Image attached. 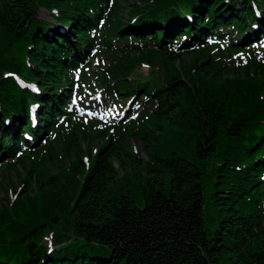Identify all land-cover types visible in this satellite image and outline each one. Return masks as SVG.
Wrapping results in <instances>:
<instances>
[{"label":"trees","instance_id":"obj_1","mask_svg":"<svg viewBox=\"0 0 264 264\" xmlns=\"http://www.w3.org/2000/svg\"><path fill=\"white\" fill-rule=\"evenodd\" d=\"M263 36L264 0H0V264H264Z\"/></svg>","mask_w":264,"mask_h":264},{"label":"rangeland","instance_id":"obj_2","mask_svg":"<svg viewBox=\"0 0 264 264\" xmlns=\"http://www.w3.org/2000/svg\"><path fill=\"white\" fill-rule=\"evenodd\" d=\"M38 16H40L41 19H47V20L52 19L50 17L49 11L42 8V7L39 10ZM100 56H102V55H100ZM95 62H96V60H94V63ZM139 130H140V128L137 129L138 132H139ZM130 146L132 148H133V146H136L137 150L139 149L140 160L141 159L143 160L140 162V164H137L136 162H134L133 166L130 165L131 170L126 169L128 176L131 177L135 183L134 190L132 192V197L140 205H143V203H144L143 202V185H144V177L143 176H144V174H146V175L148 174L150 176L152 175V176H155V179L159 178V179L163 180L164 185L166 187V191H169V189H170V179H169L168 175H162V174L156 173L155 171L150 172V169L153 167V165H151L148 161V158H151V153L148 152L147 149H144L141 147L142 145H141L140 139L136 140L135 138H131L130 139ZM129 161H130L129 163L131 164V162L135 161V159L133 157H130ZM114 166L119 171V179L121 178V176H123V178H124L126 175L125 169L121 172V169L118 165L117 160H114ZM5 169L6 168L0 167V203H3V202L8 203V201L10 202L12 200H15L14 199L15 196L18 195L17 191L19 193L24 188V186H22L20 183L22 181V175L17 174L16 171H10V172L6 173ZM144 171H146V173H144ZM5 179H8L11 182L10 185L7 184ZM8 187L17 189L16 193H13V191H8ZM158 187L161 188L162 185H158ZM211 189L212 188L209 186V184L205 185L206 202L208 204V207L210 206L209 199L211 197ZM6 198H8L9 200H7Z\"/></svg>","mask_w":264,"mask_h":264},{"label":"snow or ice","instance_id":"obj_3","mask_svg":"<svg viewBox=\"0 0 264 264\" xmlns=\"http://www.w3.org/2000/svg\"><path fill=\"white\" fill-rule=\"evenodd\" d=\"M86 160H87V158H86Z\"/></svg>","mask_w":264,"mask_h":264}]
</instances>
